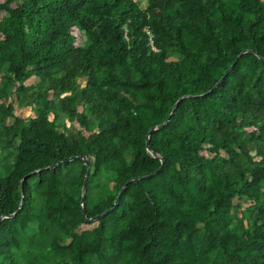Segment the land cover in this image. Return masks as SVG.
<instances>
[{
	"label": "trees",
	"instance_id": "16d2710c",
	"mask_svg": "<svg viewBox=\"0 0 264 264\" xmlns=\"http://www.w3.org/2000/svg\"><path fill=\"white\" fill-rule=\"evenodd\" d=\"M1 76L0 264H264V0H0Z\"/></svg>",
	"mask_w": 264,
	"mask_h": 264
},
{
	"label": "water",
	"instance_id": "95a60500",
	"mask_svg": "<svg viewBox=\"0 0 264 264\" xmlns=\"http://www.w3.org/2000/svg\"><path fill=\"white\" fill-rule=\"evenodd\" d=\"M245 50H243L242 52H244ZM238 56H236V58L231 62V64L227 67V69L225 70V72L223 73V75L213 84V86H211V88L207 91H211L221 80L222 78L226 75V73L233 67V65L235 64L236 60H237ZM186 96V94L180 96L177 101L174 103L173 105V108L177 105L178 101L182 98ZM170 115L171 114H168L166 116V118L164 119V121L161 123V124H165L169 118H170ZM158 125H155V126H152L147 134H146V141H145V144H146V147L148 148L149 147V134L157 127ZM153 155H156L155 152H153ZM76 158H83L84 159V162H85V165H86V172H85V175H84V179H83V185H82V193H81V198H80V206H81V210H82V213L83 215L85 216L86 220L87 221H92L94 219H96L97 217H99L101 214L103 213H106L112 209H114L116 207V205L118 204L119 202V199H120V196L126 186V184L132 180V179H140V178H146V177H149L153 174H155L156 172H158L161 167L163 166V163H164V158L161 157V162L160 164L155 168L153 169L152 171L148 172V173H145V174H141V175H137V176H134L132 178H129L126 180V182L122 185V187L120 188V190L118 191L115 199H114V202L111 206L105 208L103 211L99 212V213H96L92 216H86V212H85V209H84V195H85V188H86V185H87V181H88V176L90 174V158H88L86 155L84 154H73L61 161H58V162H55V163H52L49 167H55L57 166L60 162H66V161H70V160H73V159H76ZM5 215H1L0 216V220L2 217H4Z\"/></svg>",
	"mask_w": 264,
	"mask_h": 264
},
{
	"label": "rangeland",
	"instance_id": "374dc122",
	"mask_svg": "<svg viewBox=\"0 0 264 264\" xmlns=\"http://www.w3.org/2000/svg\"><path fill=\"white\" fill-rule=\"evenodd\" d=\"M141 2L142 5L145 4V0H139ZM4 79L3 76L0 77V82ZM85 78L80 79L81 84H84ZM5 103H11L13 106V114L10 115L7 119L10 122H14L16 119V117H20V118H27L28 116H31L34 114L33 111V107L31 106H23L21 105L20 101L17 100L15 98L14 93L9 94L6 99H5ZM65 122L66 125H68L71 128H76V129H80V130H84V126L81 125V123L78 122V125L76 123V119H68L65 117ZM10 148H12L11 146H9ZM12 150H14V148H12ZM255 157H258L255 155ZM243 207L246 205V202H243ZM242 207V208H243ZM236 211L240 212V209H235Z\"/></svg>",
	"mask_w": 264,
	"mask_h": 264
},
{
	"label": "built area",
	"instance_id": "2783aa9c",
	"mask_svg": "<svg viewBox=\"0 0 264 264\" xmlns=\"http://www.w3.org/2000/svg\"><path fill=\"white\" fill-rule=\"evenodd\" d=\"M151 47H152V49H154V50H156V49H157V48H156L154 45H152Z\"/></svg>",
	"mask_w": 264,
	"mask_h": 264
}]
</instances>
